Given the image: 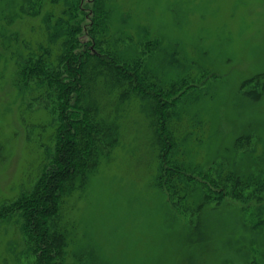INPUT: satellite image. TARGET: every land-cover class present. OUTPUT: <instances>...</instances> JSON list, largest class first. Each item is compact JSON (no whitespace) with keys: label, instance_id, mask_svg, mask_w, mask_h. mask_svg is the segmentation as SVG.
I'll return each mask as SVG.
<instances>
[{"label":"rangeland","instance_id":"1","mask_svg":"<svg viewBox=\"0 0 264 264\" xmlns=\"http://www.w3.org/2000/svg\"><path fill=\"white\" fill-rule=\"evenodd\" d=\"M96 1L98 37L144 95L108 114L112 142L61 205L64 263L264 264V0ZM58 6L0 0V212L54 152V94L15 81L20 41L38 54ZM160 124L181 176L160 175ZM21 224L0 217V264H34Z\"/></svg>","mask_w":264,"mask_h":264},{"label":"trees","instance_id":"2","mask_svg":"<svg viewBox=\"0 0 264 264\" xmlns=\"http://www.w3.org/2000/svg\"><path fill=\"white\" fill-rule=\"evenodd\" d=\"M86 2L47 0L59 8L56 14L51 12L52 17L49 14L52 19L45 28L46 43L38 44L37 54L20 41L26 53L18 59L19 78L15 83L28 85L34 81L32 92L36 96L50 90L56 98L51 111L57 120L53 155L39 173L33 191L0 212V217L20 215L19 230L34 256V264H65L67 243L57 223L61 205L74 189V182L95 170L103 143L112 142L108 137L110 128L108 132L102 130L108 126V114L131 94L144 95L130 75L132 72L118 65L110 44L98 37L100 26L107 19L103 9L96 0H90L91 10L87 12ZM114 101L118 104L112 105ZM158 135L165 145H157L160 175L169 177L174 172L181 176V171L169 166L173 162L167 154L160 155L161 150L171 147L167 144L171 134L162 127ZM177 184L160 179V185L166 187L161 188L170 193Z\"/></svg>","mask_w":264,"mask_h":264}]
</instances>
